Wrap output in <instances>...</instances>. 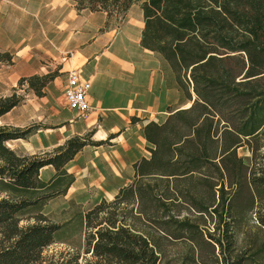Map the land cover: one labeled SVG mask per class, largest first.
I'll list each match as a JSON object with an SVG mask.
<instances>
[{
    "label": "trees",
    "instance_id": "obj_1",
    "mask_svg": "<svg viewBox=\"0 0 264 264\" xmlns=\"http://www.w3.org/2000/svg\"><path fill=\"white\" fill-rule=\"evenodd\" d=\"M73 1L79 10L122 19L138 2ZM141 9V46L160 59L181 106L163 122L143 127L150 157L134 164L133 181L112 200L80 214L87 259L71 252L44 255L62 242L66 225L52 221L43 208L67 195L76 181L66 165L85 147L107 145L113 137L96 142L92 131L53 152L19 155L6 143L27 139L41 125H1L0 264H160L159 231L170 246L177 239L193 240L192 232L204 236L191 222L194 214L214 222L207 242L215 254L223 245L213 233L230 238L227 219L237 209L254 211L263 232L258 254L264 252V0H146ZM0 62L11 65L12 56L0 53ZM57 76L21 78L11 94L0 96V118L24 103L19 90L25 85L43 97ZM242 148L251 152L253 166L240 157ZM50 165L56 172L43 181L40 170ZM23 220L34 222L21 226Z\"/></svg>",
    "mask_w": 264,
    "mask_h": 264
},
{
    "label": "crops",
    "instance_id": "obj_2",
    "mask_svg": "<svg viewBox=\"0 0 264 264\" xmlns=\"http://www.w3.org/2000/svg\"><path fill=\"white\" fill-rule=\"evenodd\" d=\"M6 1L9 3L0 0V53H9L12 64L0 62V96L9 95L21 78L46 73L40 62L43 58L54 60L52 65L59 67L60 76L49 84L45 96L26 100L2 116L0 126L46 125L47 116L55 109L49 96L50 87L60 85L67 104L64 97L67 72L73 69H78L90 82L88 101L92 107L90 114L82 118L67 105L69 110H58L63 126L52 131L40 128L27 139L10 140L6 145L19 155H40L64 145L72 137L92 131L96 142L113 137L108 145L85 147L66 165L76 178L70 190L82 185L77 175L84 168L91 171L98 168L93 176L98 178V185L104 184L112 191L108 197L112 200L128 185L125 177L131 169L134 173V164L142 157H150L143 127L153 119L142 116V112H164L163 122L170 110L181 106L180 92L167 84L160 59L141 46L143 14L136 15L133 6L116 28L108 23L106 13L79 10L73 0ZM67 53L71 54L68 60L59 61ZM142 143L146 151L143 155ZM87 159L93 160L90 166H86ZM73 161H76L74 165ZM55 172L53 166H46L40 170V178L49 181ZM101 172L112 177L108 179Z\"/></svg>",
    "mask_w": 264,
    "mask_h": 264
},
{
    "label": "rangeland",
    "instance_id": "obj_3",
    "mask_svg": "<svg viewBox=\"0 0 264 264\" xmlns=\"http://www.w3.org/2000/svg\"><path fill=\"white\" fill-rule=\"evenodd\" d=\"M9 1H13L15 3V0ZM137 1L138 2L133 5L134 7H132L133 9H135V14L140 15V13L143 14L140 5L146 0ZM4 3L9 2L4 0ZM87 14H89V12H87ZM122 18V15L115 13L112 18H109L108 16V23L118 28L122 24ZM70 56L71 54L67 53L65 57L63 56L59 61L66 62ZM40 62L42 65V71L46 72L41 74L40 76L55 72L58 74V76H60L59 67L57 65H52V63H54L53 59L43 58V60H40ZM46 66L50 67L48 68ZM58 76L56 78H58ZM48 86L44 89V96L46 95L45 91L48 90ZM27 88V85H25L24 89L19 90L20 94L25 95V101L42 98L38 97L32 90L26 91ZM62 92L63 88H61L60 85H51L49 96H51V99L54 101L55 109H52V113L47 116L46 125H42V128L50 129L52 131L58 128L59 125L61 127L65 124L63 123V120H60L58 118V110H69L67 104L63 99ZM56 102L61 103L62 106L58 107V104H56ZM30 105L33 106L32 103ZM35 105L38 108H41L38 104ZM142 116H146L147 119H153V121L161 122L166 114L164 112L148 111L142 112ZM40 124L41 123H34L30 126ZM30 126H26L21 129H25ZM85 135L86 134L82 136ZM54 150H52L51 152H53ZM261 153H264V147H262ZM143 154H146V151L145 144L142 143V155ZM239 155L246 163V165L253 166L252 154L247 148L240 149ZM80 159L81 158H79V160ZM95 160L97 159L94 158V161ZM263 160L264 159L260 158V163L264 164ZM92 162L93 160L87 159L86 166H90ZM97 162L98 161H95L94 165H97ZM72 163V165H74L76 161H73ZM77 165L84 168L81 162H77ZM94 168L96 169V166H94ZM97 169L95 171H88L87 167L84 168V170L82 169L83 172L77 175L79 178V182H82V185L80 184V188L76 186L75 188L71 189L70 192L67 193V195L58 197L57 199L50 201L43 208V213L48 215L52 221L58 224L66 225L62 234V242L55 243L52 246L48 247L45 250L44 255H59L62 252H71L80 253L81 256L84 257V259L89 258V255L85 254L84 231L80 222V214L86 212L95 204L99 203L102 199L108 198L110 196V192H112L109 191V188H105L106 186L104 184H102L103 186L98 185V181H96L98 178H94L93 176V174H96ZM103 174L106 175V172H104ZM106 177L110 179L111 176L106 175ZM133 179L134 173L131 169L130 175L125 177L124 182L126 183V185H129L133 181ZM106 200H109V198ZM72 202H75L76 205L72 206ZM235 213L236 215L233 220L227 219V221H229V223L231 224L230 226L232 229L230 238H223L222 234H220L219 232L213 233L216 239H222L223 245V247H216L217 249L215 254L213 253L211 245H209V243L207 242L209 239L208 233L214 232V222H212L208 218L207 220L206 218H204L206 222H203V219H198L199 216H197V214L192 213L194 214V216H192L191 222L194 221V223L199 225L200 230L203 231L204 236L202 237L201 235L192 232L189 237H191V239L193 240H190L188 238L177 239L174 241L172 246L167 244V242L163 239L164 234L159 231L158 234H156V237L158 239L162 238L160 242L163 248L160 264H264V252L258 254V251L263 244V232L256 223L254 211L243 213L240 209H237ZM33 222V220L29 222L23 220L21 222V226ZM223 227L224 226H222L221 228L222 230L224 229ZM80 263L84 264L85 262L84 260H81Z\"/></svg>",
    "mask_w": 264,
    "mask_h": 264
},
{
    "label": "built area",
    "instance_id": "obj_4",
    "mask_svg": "<svg viewBox=\"0 0 264 264\" xmlns=\"http://www.w3.org/2000/svg\"><path fill=\"white\" fill-rule=\"evenodd\" d=\"M90 89V82L82 77L78 69L67 72L64 97L68 107L75 111L79 117L85 118L92 111L88 101Z\"/></svg>",
    "mask_w": 264,
    "mask_h": 264
},
{
    "label": "bare ground",
    "instance_id": "obj_5",
    "mask_svg": "<svg viewBox=\"0 0 264 264\" xmlns=\"http://www.w3.org/2000/svg\"><path fill=\"white\" fill-rule=\"evenodd\" d=\"M187 106H188V105H187ZM187 106H186V107H187ZM189 106H190V105H189ZM106 164H107V163H106ZM103 166H104V165H103ZM105 169H106V168H105ZM110 170H111V169H110ZM88 171H89V170H88ZM100 171H101V170H100ZM108 172H109V171H108ZM101 173H102V172H101ZM111 173H112V172H111ZM102 174H103V173H102ZM89 175H90V174H89ZM106 175H108V174H106ZM106 175H105V176H106ZM110 175H111V174H110ZM111 177H112V176H111ZM120 177H121V176H120ZM100 180H101V179H100ZM108 181H109V180H108ZM92 182H93V181H92ZM104 182H105V181H104ZM116 182H117V181H116ZM106 183H107V182H106ZM109 183H110V181H109Z\"/></svg>",
    "mask_w": 264,
    "mask_h": 264
},
{
    "label": "water",
    "instance_id": "obj_6",
    "mask_svg": "<svg viewBox=\"0 0 264 264\" xmlns=\"http://www.w3.org/2000/svg\"><path fill=\"white\" fill-rule=\"evenodd\" d=\"M188 107V106H187Z\"/></svg>",
    "mask_w": 264,
    "mask_h": 264
}]
</instances>
